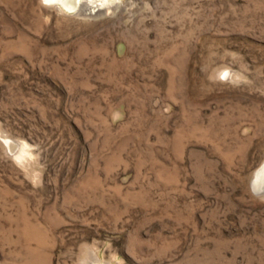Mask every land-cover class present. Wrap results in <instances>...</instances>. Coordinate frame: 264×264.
<instances>
[{"label": "rangeland", "instance_id": "obj_1", "mask_svg": "<svg viewBox=\"0 0 264 264\" xmlns=\"http://www.w3.org/2000/svg\"><path fill=\"white\" fill-rule=\"evenodd\" d=\"M108 2L0 0V264H264V0Z\"/></svg>", "mask_w": 264, "mask_h": 264}, {"label": "bare ground", "instance_id": "obj_2", "mask_svg": "<svg viewBox=\"0 0 264 264\" xmlns=\"http://www.w3.org/2000/svg\"><path fill=\"white\" fill-rule=\"evenodd\" d=\"M44 2L55 6L59 11L77 15H102L105 9L110 8L108 0H44ZM7 144L11 146V143ZM254 188L264 191V165L255 176Z\"/></svg>", "mask_w": 264, "mask_h": 264}]
</instances>
